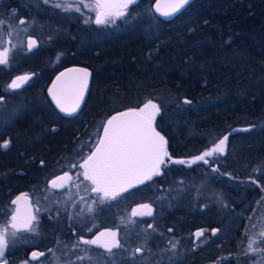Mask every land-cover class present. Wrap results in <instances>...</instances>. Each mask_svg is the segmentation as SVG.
I'll list each match as a JSON object with an SVG mask.
<instances>
[{"label":"trees","instance_id":"trees-1","mask_svg":"<svg viewBox=\"0 0 264 264\" xmlns=\"http://www.w3.org/2000/svg\"><path fill=\"white\" fill-rule=\"evenodd\" d=\"M155 1L139 0L129 7L125 18L108 27L100 28L94 22L95 32L82 28L79 36L87 46L79 47L80 63L96 72L88 108L94 107L97 121L103 123L116 112L139 109L149 100L160 108L153 122L166 138L171 160L167 157L160 174L147 185L160 184L164 176L165 181L172 180L173 166L185 169L175 174L176 178L203 183L201 192L194 188L201 195L198 198L200 206L205 207L203 211L193 209L195 203L187 199V209L171 210L167 222L159 224L163 239L179 242L198 226L207 225L209 232H219V221L208 222L220 209L214 198L236 200L234 203L240 205L264 191V0H194L169 21L155 12ZM142 24L148 25L146 32ZM35 117L43 126V117ZM42 126L23 124L16 132L20 147L14 156L6 159L0 155L1 209L10 208L2 202L6 193L15 191L13 186L19 190L26 185L20 180L22 173H15L27 172L26 155L35 153L33 161L42 160L43 152L57 148L55 143L70 136L64 134L54 142L46 140L43 146L38 139ZM225 136V156L206 157L207 164H190ZM180 160L185 163H176ZM201 166L206 173L194 170ZM241 182L255 185L253 189L244 188L238 184ZM143 193L144 199L150 197L149 191ZM220 212L226 222L228 212ZM224 226L235 231L238 223L229 221ZM130 233L128 228L125 236H132ZM235 233L233 240L223 236V242L217 243L216 256L228 259L215 264L239 260ZM168 254L162 256L165 261L155 264H171ZM184 257L190 258L189 254ZM193 261L190 258L186 264Z\"/></svg>","mask_w":264,"mask_h":264},{"label":"flooded vegetation","instance_id":"flooded-vegetation-1","mask_svg":"<svg viewBox=\"0 0 264 264\" xmlns=\"http://www.w3.org/2000/svg\"><path fill=\"white\" fill-rule=\"evenodd\" d=\"M83 2L93 3V1L85 0ZM77 23V18L72 20L70 27H68L70 29L67 39L69 45H58L54 49V54L51 57L52 60L48 58L45 60L44 54H42L44 60H41L42 56L38 55V46L35 43L32 48L27 46L22 53L8 55V64L0 65V155L6 159L7 157L11 158L14 156L17 148L20 147V144L18 146L17 143L16 132L23 124L28 125L31 123L36 128L42 126L36 120L35 116L38 114L44 119L41 130L43 132L40 138H38L41 145L44 146V141L46 140L51 139L50 141L54 142V140H58L64 134L70 135L66 141L62 140V142L55 143L57 148L43 152L40 156L41 158L43 157L42 160L39 158L33 161L35 153L30 156L26 155L25 165L27 172H22L21 170L15 171V173H22L23 176L20 177V180L26 185L19 190H17L16 185V187H12L15 189L11 193L12 213L18 207L12 201L16 200L17 197H21L20 204L22 200H25L24 197L26 196L27 204L31 205V211L37 217L33 221V226L38 229L36 233H39L36 235L32 234V231L24 230L18 232L17 234L23 235L25 239L21 240L23 242L21 249L9 253V256H15L14 258H16L19 254L21 255L19 259H24L27 263L31 264L38 261H41L43 264H49L55 260L57 264H87L88 262L90 264H129V260L131 259V261L136 262L135 264H145L143 260L147 256L150 264H155L156 262L165 261L162 256L169 253L171 264H186L190 258H194V264L204 263V257H209L210 244H206L204 247L200 246L201 239L207 233L216 235L214 229L209 232L207 225L196 227L194 230L195 236L199 231L203 233L198 238L192 239L189 234L186 239H182L179 242L171 238L170 240L163 239L161 234L158 233L159 225H145L144 222L153 217L155 207L150 202L142 203L150 207L152 215L149 216L146 214L148 209L137 203L131 210V212L135 211L136 213V215L132 214L133 219L143 222L142 226L148 228V235L156 237V239H148L147 247L149 249L146 251L137 248L141 247L138 245V242L134 246L128 240L129 238L125 236L129 227L128 222L126 225H119V227L116 225L120 221L119 217L124 218L126 221L129 217L128 196L133 195L132 192L137 190L136 193L143 194V196L135 200L144 199L145 195L142 188L158 175L153 176L151 180L136 188L119 193L115 199H105L100 202H98L100 200L99 196L102 194L92 192L90 181L85 180L83 175H81L84 169L79 167V165L94 151L100 140L104 126L112 115H109L100 124L101 127L98 128L96 123L97 112L93 106L92 109L88 108V103L91 101V95L94 90L96 72L89 66L80 63L81 50L75 46L80 37V28H78L79 25ZM92 24V28L85 30L90 29L91 32H95L93 28L96 27V23ZM22 39L25 41V38ZM27 39L29 41L32 40L31 37H27ZM40 60L44 62L43 66L39 62ZM18 61L22 62V65L18 66ZM71 66L88 68L92 73V81L88 96L80 110L72 116H66L55 106L50 97L49 90L54 78ZM20 76H28L29 79L22 82L19 88H8V85ZM5 143L7 147L3 146ZM212 156L214 157V155ZM222 156H225V154H222ZM12 160L8 159L6 161L10 162ZM73 165L76 166L73 167ZM65 172L68 173L71 180L67 182L57 181V183H64L65 186L63 188H52L51 181L57 177L64 176ZM15 179L18 178L15 177ZM34 184H42L41 190L34 191ZM44 187L52 191L48 192L49 190H44ZM45 196H47V199H44ZM36 197L43 200L41 204L44 209L39 212L36 211L33 203V198ZM118 200H120V204H115V201ZM89 207H91V211H89ZM140 213L145 214L140 215ZM149 225L152 227H149ZM109 231L116 233V240L120 245V247H113L111 252H108L101 246L86 245L80 239L81 237L89 240L94 239L101 232ZM173 232L174 230L171 229L170 233ZM169 236L171 237V235ZM124 237L126 238L125 240H123ZM102 239L110 240L111 238L106 236ZM77 242H79L78 247L75 246ZM173 245H175V248H173ZM131 246L134 248L133 252L136 254L133 257H130L128 253V249ZM137 249H140V251H136ZM145 252L147 255H145ZM33 253H42L43 255H37L34 258ZM186 254H189V259L184 257ZM192 254L194 255L193 257ZM78 256L91 257V259L77 260ZM113 256H119V258L115 262L110 263L108 259H111ZM215 257L217 256L214 255Z\"/></svg>","mask_w":264,"mask_h":264},{"label":"rangeland","instance_id":"rangeland-1","mask_svg":"<svg viewBox=\"0 0 264 264\" xmlns=\"http://www.w3.org/2000/svg\"><path fill=\"white\" fill-rule=\"evenodd\" d=\"M61 3L64 4V0H49L48 3H44V0H0V21L3 23L0 24V51H3L4 49H8L9 53L8 55L11 56L13 53H22L24 52V49L28 46L29 40L27 37H31L32 40L36 41V45L38 46V55H41L43 59V55H45V60L48 58L52 60V55L54 54V49H56L59 46L63 45H69L67 43L68 35L72 20L78 19V25L80 30L82 28L88 29L91 27L95 22V10L92 7H84V4L92 5L93 3L90 2H83V4H79L80 11H64L61 8L54 7L53 5L55 3ZM77 4H72V7L75 8ZM131 6V5H129ZM130 8L128 7L125 10V15L115 18H110L109 22L105 24H99L98 27L105 28L110 25H113L114 22L117 19L125 18L127 14L130 12ZM137 11V9H135ZM136 13V12H135ZM76 14V16H74ZM47 19L46 22L45 20ZM24 20L26 21V24H20V21ZM114 20V22H112ZM154 20V19H153ZM87 21V22H86ZM153 24L154 22L150 20V24ZM157 23V22H156ZM148 25L142 24V31L146 32V28ZM154 27V26H153ZM25 38V41L22 39ZM67 43V44H66ZM76 47H86L87 42L84 41V37L81 35L78 39V43L75 45ZM84 53V52H83ZM56 59V58H55ZM44 60V59H43ZM49 60V61H50ZM18 61V66L22 65V62ZM44 65V62H41ZM47 63V62H46ZM156 118V117H155ZM97 127H101L100 121H97ZM26 135H30L29 133H26ZM226 149L223 153H213L214 156H222V154H225ZM216 154V155H215ZM172 170V171H171ZM181 169L180 166H173V169L170 167L171 176L174 175L173 179L166 180L165 176L161 177L160 184H157V182H152L149 185H146L144 188V192L149 191L150 197L146 199L141 200H135L140 199L143 194L134 193L131 196H128L129 201V217L127 221L123 218L119 217V222L116 224L118 227L119 225L122 226L126 225L128 222L129 225V236L128 240L135 246L136 242H138V245L141 247H137L140 249H143L144 251L148 250V239H156L154 235H148L147 227L142 226L143 222H139L137 220H134L131 212L132 208L135 206V204L139 203L140 205L145 204V202H150L154 204L155 212L151 219L144 221L145 225L148 224H156L159 225L160 223L167 222L166 217L168 216L169 212L171 210L178 211V210H185L187 209V203L186 200L191 199L195 203V206L193 209L198 208L200 211H203L205 207L200 206L201 199L198 198L201 195L199 193H195L196 191L194 188L196 187L197 190L200 192L202 191L203 183L198 179L197 181H200L199 184H195L190 181V179H183V178H176L177 173ZM196 172H205V169L203 166L197 167L194 169ZM176 174V175H175ZM168 177V176H167ZM193 181V180H192ZM238 182V181H237ZM238 184H242L244 188H250L253 189L254 185L251 182H241ZM42 184H36L34 190L37 192L41 190ZM259 186L260 185H256ZM191 189V191H190ZM44 190L51 192V189H46L44 187ZM9 193V192H8ZM6 193L3 197V204L7 206H10V208H0V226H3L7 220H10V215L12 214L11 209V192L8 194ZM194 194L197 196H194ZM40 196V195H39ZM206 196V195H205ZM204 197V196H202ZM207 197V196H206ZM151 198V199H150ZM42 198H33V203L35 208L39 209V211H42L44 207H42L41 204ZM205 201V200H204ZM100 202V200L98 201ZM236 202V200L234 201ZM234 202L221 200L214 198V203L220 204V209H216L214 213V218L210 219L208 222L213 221L214 223L219 221L220 223V230L216 235H212L211 233H207L205 237H203L200 243V246L204 245L206 246L210 244V254L209 257H204V263L208 264H215L216 261H221L225 263L228 258L221 256L215 257L214 254L219 253V250L217 249V241H222L224 238L223 236H234V233L236 231V237L239 238V247H240V258L237 260L236 258L234 261H231L229 264H264V262L261 261V256L264 255V253L260 252H246L247 246H248V240L249 238L255 239L257 241L256 244L253 245L254 248H262L264 249V238H262L259 234L262 230H264V191L258 192L257 198L253 197L250 200L243 201L242 204L237 205ZM97 203V202H96ZM143 203V204H142ZM115 204H120V200L115 201ZM114 205V201H113ZM47 209V208H46ZM38 211V212H39ZM220 211H227L229 216L226 217L225 220L220 217L221 213ZM232 213V214H231ZM218 214V215H217ZM217 220V221H216ZM221 220V221H220ZM229 221H236L238 223V227L233 231L232 229H225V223H228ZM207 222V223H208ZM130 229H134L130 231ZM11 229H9V242L8 246L5 248L3 256H0V264H31L27 263L24 259H19L21 255H17L10 257L9 253H13L16 250L21 249V240L25 239L23 235H18L16 238L11 237ZM38 229H36L35 232H32V234H38L36 233ZM131 237V238H130ZM197 236H195L194 231L191 234V238L194 239ZM198 238V237H197ZM126 238L124 237L123 240ZM233 240V239H232ZM18 245V246H16ZM130 245V244H129ZM199 246V245H198ZM214 248V249H213ZM133 247H129V256L133 257L135 256V252H133ZM142 250V251H143ZM167 250V249H165ZM14 255V254H12ZM145 255L147 253L145 252ZM119 256H113L111 259H108L109 262H115ZM131 259V258H130ZM218 259V260H217ZM132 260V259H131ZM129 260V264H135V261ZM146 263L150 264L149 259L147 256H145V259L143 260ZM202 263V264H204ZM32 264H43L41 261L33 262ZM49 264H57L56 260L50 262ZM87 264H90L89 262ZM123 264V263H122Z\"/></svg>","mask_w":264,"mask_h":264},{"label":"snow or ice","instance_id":"snow-or-ice-1","mask_svg":"<svg viewBox=\"0 0 264 264\" xmlns=\"http://www.w3.org/2000/svg\"><path fill=\"white\" fill-rule=\"evenodd\" d=\"M48 2L49 0H44V3ZM133 3H135V0H94L92 5L84 4V7H92L95 10V23L99 25L109 22L110 18L124 16L125 10ZM189 3L190 0H166L162 8L160 0H157L156 11L162 16L170 17L180 12ZM72 4H77V6L73 8ZM79 4H83V0H64L63 5L57 2L53 6L64 11L79 12ZM2 23L0 21V24ZM20 24H26V21L21 20ZM35 43L36 41L30 40L28 47L32 48ZM8 53V49L0 51V65L8 64ZM88 75V72L84 69H70L68 73H61L60 77H57L58 82L62 80L63 82L59 88L54 85L53 89L56 90L50 89L49 92L62 112L71 114L79 108L80 101L84 98V92L88 87ZM65 77L67 79H63ZM28 79V76L17 77L8 85V88H19L21 83ZM159 112L160 108L158 105L149 100L138 110L130 109L127 112L113 116L107 121L104 126V136L99 140L95 151H92L84 159L83 163L79 165V167L84 169L81 175H83L85 180L90 181L92 185L91 191L102 194L99 196L100 201L115 199L120 192L126 191L133 183L142 184L146 180H151L154 175L160 174V166L165 164V157L171 160L170 154L166 149L167 142L165 138L153 126V121ZM227 140L228 136H225L214 147L196 156L190 164L196 161H203L205 164L209 163L206 157H211L213 153H223ZM3 146L7 147V144L5 143ZM176 163H185V161L180 160L176 161ZM75 166L73 165V167ZM69 180H71V177L65 172L64 176L52 180L51 186L54 189L63 188L65 184L57 183V181L67 182ZM21 199V197H17L16 200L12 201L18 207L11 214L10 220L0 226V256H3L4 250L8 246L9 229L12 230V238H16L17 233L21 230L36 231L33 221L37 217L33 215L31 205L27 204V202L24 211H21L19 207ZM24 199L27 201L26 196ZM44 199H47V196ZM142 207L148 209L147 215H152L148 205H143ZM91 210V207H89V211ZM36 211H39V209L37 208ZM144 214L140 213V215ZM133 215H136L135 211ZM149 227L152 226L149 225ZM202 234V231H199L196 236L199 237ZM259 235L264 238V230ZM106 236L111 239H102ZM80 239L86 245L101 246L108 252H111L113 247H120L119 242L116 240V233L111 231L101 232L94 239L89 240L83 237ZM256 243L255 239L249 238L246 252L264 253V249L253 247ZM75 246L78 247L79 242ZM173 248H175V245H173ZM136 251H140V249ZM37 255L43 254L33 253L34 258ZM84 259L90 260L91 257H77V260ZM261 261L264 262V255L261 256Z\"/></svg>","mask_w":264,"mask_h":264},{"label":"water","instance_id":"water-1","mask_svg":"<svg viewBox=\"0 0 264 264\" xmlns=\"http://www.w3.org/2000/svg\"><path fill=\"white\" fill-rule=\"evenodd\" d=\"M89 1H94V0H89ZM193 1H194V0H190V3L193 2ZM137 2H139V0H135V3H133V4H136ZM156 3H157V0H156L155 3H154V10H155V12L158 14V16H160L161 18H163V19H165V20H167V21L172 20L173 18H175L177 15H179V14H180V13L186 8V7L190 4V3H189L188 5H186L185 8L182 9L180 12H178V13H176V14L170 16V17H165V16H162L159 12L156 11ZM165 3H166V0H160V4H161V7H162V8L164 7V4H165ZM131 5H132V4H131ZM70 69H84V70H86V71L88 72V74H89V75H88V78H87V79H88V87H87V89H86L85 92H84V98L80 101V106H79V108H77L76 111L73 112V113H71V114H67V113H65V112H62V111L60 110V108L57 106L56 101L53 99L52 94L49 92L50 97H51L52 101L54 102L55 106L59 109V111H60L61 113H63V114L66 115V116H72V115L76 114V113L80 110V108L82 107L83 103L85 102V100H86V98H87V96H88V92H89V89H90V84H91V81H92V73H91V71H90L88 68L83 67V66H71V67H69V68L63 70L62 72H60V73L54 78L53 83H52L50 89H53V86H54V85H56L57 88H59V86H60V84L63 82V80L58 82V81H57V77H60L61 73H68V70H70ZM63 79H67V77H65V78H63ZM53 90L55 91L56 89H53ZM128 110H130V109L116 112V113H114L109 119H111L113 116H116V115L119 114V113L127 112ZM137 110H138V109H137ZM109 119H108V120H109ZM108 120H107V121H108ZM106 124H107V122H106ZM106 124H105V125H106ZM153 126L155 127L156 131H158V132L164 137V135H163V134L157 129V127H156V125H155L154 122H153ZM103 136H104V129H103V131H102V134H101L100 139H102ZM164 138H165V137H164ZM165 140H166V138H165ZM166 142H167V141H166ZM97 145H98V144H97ZM95 148H96V147H95ZM166 149H167V151H168V144H167V143H166ZM94 151H95V149H94ZM165 159H166V157H165ZM161 166H162V165H161ZM161 166H160V168H161ZM154 176H155V175H154ZM147 181H149V180H146L144 183H146ZM144 183H142V184H144ZM142 184H136V183H133L132 186H131V187H128L126 191H129V190H131V189H133V188H136V187H138V186H140V185H142ZM123 192H125V191H122V192H120V193H123ZM25 205H26V201H25V200H22V202L19 204V207H20L21 211H24V209H25Z\"/></svg>","mask_w":264,"mask_h":264}]
</instances>
